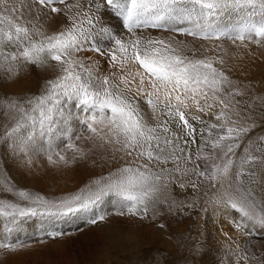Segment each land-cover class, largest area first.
Segmentation results:
<instances>
[{
  "label": "snow or ice",
  "instance_id": "1",
  "mask_svg": "<svg viewBox=\"0 0 264 264\" xmlns=\"http://www.w3.org/2000/svg\"><path fill=\"white\" fill-rule=\"evenodd\" d=\"M224 41L264 46V0H0V77L43 73L38 93L0 98V217L94 225L211 205L237 234L224 233L227 264H264V245L249 254L240 238L264 231V96L232 79ZM41 157L108 171L48 199L7 172ZM16 251L0 241V256Z\"/></svg>",
  "mask_w": 264,
  "mask_h": 264
},
{
  "label": "rangeland",
  "instance_id": "2",
  "mask_svg": "<svg viewBox=\"0 0 264 264\" xmlns=\"http://www.w3.org/2000/svg\"><path fill=\"white\" fill-rule=\"evenodd\" d=\"M145 34H151L153 37L168 35L152 29L147 30ZM180 38L192 39L191 37ZM203 43L206 47L211 46L208 42ZM223 44L229 52L230 66L235 65V68L229 73L232 79L241 85L250 86L253 98L264 96V46L258 47L255 44H250L248 49L245 50L243 47L234 46L228 41H224ZM84 55L90 56L91 53L87 52ZM241 56L242 59H238ZM26 70L29 76L23 81L22 90L18 92L5 91L4 88L8 85V81L0 77V98L3 97L5 92L10 95H31L39 92L43 84V73L38 72L34 67H29ZM190 122L195 125L194 121ZM197 130H199L198 126ZM257 133L259 134V130H257ZM198 143L199 140H197ZM196 146H192L193 150ZM2 154L3 149L0 148V156ZM36 161L40 163L35 162V164L44 165V167L41 169L32 167L29 170L23 166L13 165L9 161L7 172L12 182L19 188L40 193L48 199H57L73 193L83 187L90 179L98 177L101 173L107 174L108 171L107 167L93 168L90 165L55 168L50 166L43 157ZM3 170L4 165L0 163V171ZM2 188L3 186L0 185V200L8 202L10 199L9 194L3 191ZM256 193L257 198L264 197V192H261L258 187ZM111 216L107 220L94 225L87 223L86 219L53 221L42 217L25 219L13 224L4 217H0V241L17 246V251L8 256H20L17 252L31 246V253L23 251L25 256L21 258L25 261L27 259L41 261L43 253H47V251L51 252L56 258L61 250L66 247L63 264H154V262L156 264H199L194 256L197 254L199 258L204 255L216 257L211 264H216L217 260H223L224 264H227L230 252L226 238H223L224 244L219 245L216 242L217 236L223 230L224 233L229 235H237L229 223L230 217L227 210H214L211 205H207V212L202 211L200 206H197L188 215L162 216L156 221L130 220L128 217L115 215L111 218ZM213 216L216 218L219 226L217 229H219L212 231L213 236L211 237L207 227L210 225L209 220ZM159 223H164L166 227L161 229L158 226ZM144 228L151 230V234L144 232ZM57 230L64 231L67 234L55 239L49 237V232ZM107 232L114 237L109 238V240H100L107 237ZM69 237L73 241L77 237H83L86 241L91 242V249L83 253L82 259H79V256H70L77 243L67 242V246L61 245L63 242L66 243L65 241ZM115 237L119 240L118 249L110 245L116 239ZM160 237L161 239H159ZM240 238L249 241V254L255 252L257 255H261L262 249H258L257 246L264 245V231L258 227L253 228L251 236ZM41 245L44 248H40ZM3 257L0 256V264H3L6 259V257Z\"/></svg>",
  "mask_w": 264,
  "mask_h": 264
},
{
  "label": "bare ground",
  "instance_id": "3",
  "mask_svg": "<svg viewBox=\"0 0 264 264\" xmlns=\"http://www.w3.org/2000/svg\"><path fill=\"white\" fill-rule=\"evenodd\" d=\"M242 47V46H241ZM247 50V49H245ZM91 53V52H90ZM247 54V53H246ZM94 54L91 53L90 56H93ZM243 56V55H242ZM249 56V55H248ZM263 56V55H262ZM248 58V57H247ZM239 59V58H238ZM236 60V59H235ZM252 60V59H251ZM259 60V59H258ZM235 62V61H234ZM262 63V62H261ZM29 76V73L28 71L25 69L23 71H21L19 73V75L13 79L12 81H8V85H4L5 88L4 90L5 91H8V92H18V91H21L22 90V85H23V81ZM6 82V81H5ZM40 160V159H38ZM37 162V161H35ZM37 163H40V162H37ZM35 169H41L44 167V165H37L35 164L33 166ZM51 168V167H49ZM47 168V169H49ZM52 169V168H51ZM50 169V171H51ZM49 171V170H48ZM113 217V215L111 216V218ZM215 216H213L212 218H210L209 220V223L210 225H208V232L211 234V232L215 231V229H217V227H219L217 225V222H216V218H214ZM135 225V224H134ZM224 228V227H223ZM229 228V227H228ZM108 230V228H106ZM219 229V228H218ZM217 229V230H218ZM216 230V231H217ZM106 231V230H105ZM144 232H148L149 234H151V230L149 231L148 229H145L144 228ZM30 233V232H29ZM80 234V233H79ZM213 236V234H211V237ZM217 236V234H216ZM87 237V236H86ZM111 237H114L110 234H108L107 232V237H104V238H101L100 240H106ZM225 237L224 235V230L220 233V235L217 236V239H216V242H218L219 245H223L224 244V240L223 238ZM116 239L110 244L112 246H114L115 249H118L119 248V240L117 237H115ZM153 238V237H152ZM161 239V237L159 238ZM113 240V239H112ZM152 240V239H151ZM214 240V239H212ZM122 241V240H121ZM66 243H61L62 246H67V242L69 243H77V245L74 247V250L73 252L70 254V256L72 257H77L79 256V259H82L83 258V253H85L87 250L89 251L91 249V242H88L86 241L85 239H83V237H77L76 239H74V241L72 239L67 238V240L65 241ZM153 242V241H152ZM110 243V241H109ZM136 243V242H135ZM252 243V242H251ZM18 245V244H17ZM40 248H44L43 245L39 246ZM137 247V246H136ZM258 249H261V246H257ZM32 247L31 246H28L26 248L23 249V251L25 253H31ZM67 250L66 247H64L62 250H61V253L56 257L54 258L53 254L49 251H47V253H43V258L41 259V261H38V260H34V259H27V261L23 260L21 257L22 256H25V253L23 251H19L17 253H19L18 255L20 256H7L6 259L4 260V263L3 264H63L64 263V256H65V251ZM22 252V253H20ZM79 253V254H78ZM198 255V254H197ZM197 255H194L196 257V262H199V264H211L212 261H215L214 258L216 257H211V256H202L201 258H199ZM202 255V254H201ZM212 255V254H210ZM214 256V255H213ZM4 258V257H3ZM84 260V259H83ZM38 263H37V262Z\"/></svg>",
  "mask_w": 264,
  "mask_h": 264
}]
</instances>
